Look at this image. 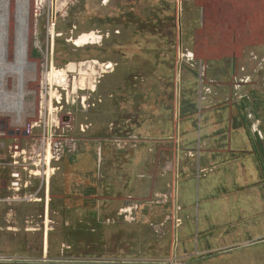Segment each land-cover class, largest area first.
I'll return each mask as SVG.
<instances>
[{"label":"rangeland","instance_id":"1","mask_svg":"<svg viewBox=\"0 0 264 264\" xmlns=\"http://www.w3.org/2000/svg\"><path fill=\"white\" fill-rule=\"evenodd\" d=\"M234 1L217 7L211 0H30L27 60L35 64L34 78L17 91L24 72L12 66L16 53L8 39L7 66L0 60V130L7 129L6 112L21 116L24 97L25 111L39 105L49 72V96L64 95L62 104L53 99L56 113L66 107L67 90H84L78 94L87 95L89 106L79 99L74 109L79 152L34 179L33 198L0 194V256L9 264L45 253L58 258L64 249L121 257L122 264H200L222 253L235 264H264V45L241 59L227 58L236 14L247 25L264 7ZM211 31L219 36L213 39ZM197 43L225 60L206 62ZM180 48L193 58L179 64ZM108 61L115 62V73L104 80L92 62ZM105 88L124 97L123 115L110 118L107 135L100 131L107 119L99 114ZM147 95L160 110L154 119L146 105L140 109ZM147 125L149 135H141ZM240 130L251 144L234 133ZM182 133L188 137L183 169ZM152 134L173 147L176 163L160 167L158 177L170 176V184L157 183L142 198L126 195L115 214L94 213L113 203L107 182L89 175L91 153L99 160L102 143L130 157ZM5 154L0 151V160ZM184 178L193 180L192 192H183Z\"/></svg>","mask_w":264,"mask_h":264},{"label":"crops","instance_id":"2","mask_svg":"<svg viewBox=\"0 0 264 264\" xmlns=\"http://www.w3.org/2000/svg\"><path fill=\"white\" fill-rule=\"evenodd\" d=\"M212 6L217 5V7H222L223 3L228 0H211ZM234 3L238 4H244L243 0H235ZM249 5L252 6H263L264 7V0H248ZM219 9V8H217ZM215 16L214 13H212V17ZM250 19V17H248ZM250 21L249 24H244L247 22V19L243 17L242 14H236L235 20L239 23L238 26L235 27L234 33L232 34L233 39V48L231 49V52L229 53L228 57H232V59H241L245 57L249 52H251L255 48H259L262 45H264V8L262 15L260 16V13H257ZM219 35L215 33V31H211V37L216 38ZM197 37V36H196ZM213 38V39H214ZM213 43V42H212ZM197 43L196 50L199 51V47L201 49V53L204 54V60L206 62H211V64H214L215 62L225 60L223 58L225 57H216L214 49H211V52L208 50H204L205 48L201 44V46ZM228 59V60H229ZM202 60V59H201ZM115 63V62H114ZM111 61L106 63H100L102 66V70L99 73V78H106L109 79V77L114 76L115 71V64ZM106 79V80H108ZM123 96L119 94H113L111 96V93H109V90L107 88L104 89V92L102 93V103L99 106L100 108V118L106 120V122H103V127H100V131L103 132V134H108V126L111 122L110 118L113 116V118L118 119V116L120 114L123 115V107L121 106V103L123 102ZM153 95H147V98L145 101L146 104H143L140 102V109L144 110V105H146L145 110L149 112L150 117L152 119L155 118L156 112L160 110H155L154 103L155 101L152 100ZM132 100L135 101L134 96H132ZM139 103V102H138ZM143 105V106H142ZM139 106L136 107L138 109ZM159 108V105H158ZM162 108L163 105H162ZM164 110V109H163ZM168 111V109H165ZM117 121V120H116ZM184 127V124L182 125V128ZM141 135H149V125L147 127H141L140 128ZM232 130V128H231ZM85 131V130H84ZM234 131V130H233ZM234 133H238L244 140V145L251 144V141L249 137L245 136L242 130L236 131ZM154 134V133H153ZM153 134L151 137L152 139H148V141L143 142L140 144L138 148L135 150H131L130 157H124L122 151H116L115 153H111L107 149H105L104 144L100 143V158L99 160L95 158L94 152L91 153L90 162L87 165L89 175L93 177V179L96 181V177L100 180V182H107V186L110 190L109 196L112 198L113 205L111 204V210L106 209L104 206L103 208L93 211L94 213H98L99 215H109L112 213H116L117 208L123 203V198L130 194L135 197H145L148 194V190L155 189L158 187L156 184L160 183L162 187H167L171 182L170 176H165V180H160L158 177H161V169L160 167L164 165H170L174 166L176 161L173 153V147L171 146V143L169 141H166L164 139L161 140H154ZM170 134V133H169ZM173 134V133H171ZM170 134V135H171ZM231 135L233 136V133L231 132ZM231 136V139L233 141V144L235 143L233 138ZM164 138V137H162ZM187 135H184L182 133V137L180 135V141L182 142V150L183 153L180 154L178 161L183 169L184 166L187 164ZM190 140H194V133L192 132L189 135ZM246 138V139H245ZM167 146V147H166ZM167 149V151H165ZM61 160V159H60ZM123 166V167H122ZM3 170L6 172V176H1L0 172V185L1 190L0 194L3 191L9 192L10 191L6 187V180L8 178L9 172L2 167H0V171ZM96 175V177H95ZM37 179V178H35ZM34 180V179H33ZM181 187L183 192L185 190L193 191L194 184L193 180H190L189 182H186V179L184 178L181 182ZM31 188V187H30ZM27 189L22 193H28L31 189ZM21 193V194H22ZM30 194V192H29ZM184 194V193H183ZM183 197V195H181ZM9 197V196H8ZM103 229H106V226L102 225ZM65 249L63 250V252ZM67 251V250H66ZM84 256H99L104 257L106 259H116V260H122L121 257H114V256H106V255H96V254H87ZM230 255H227V253L218 254L216 256H212L210 258H203L200 260V264H235L234 260L229 258ZM229 258V259H228ZM232 260V261H231ZM249 262V261H248ZM177 264V263H176ZM239 264H245L243 261Z\"/></svg>","mask_w":264,"mask_h":264},{"label":"built area","instance_id":"3","mask_svg":"<svg viewBox=\"0 0 264 264\" xmlns=\"http://www.w3.org/2000/svg\"><path fill=\"white\" fill-rule=\"evenodd\" d=\"M192 58V53L179 49V64ZM249 80V77L242 79L238 83L237 89ZM49 85V83H43L41 101L33 109L32 106H29L31 112L25 111L26 107H24L19 117L16 112H6L4 115L7 119L5 121L7 129L0 130V151L5 152L8 158L0 160V167L9 172L5 183L7 189L13 194H21L29 189L33 179L47 177L49 170H52L53 163L64 156H72L79 152V140L74 135V109L77 107L79 99L83 100L82 106L86 109L89 106L88 97L86 94L79 97L80 89L67 90L65 94L66 107L63 106L64 110L61 113H56L52 105L53 99L55 98L58 103L62 104L64 95L57 93L58 97L49 96L52 89ZM24 103L26 106L25 97ZM28 194L25 196L27 200L34 197L31 193ZM67 251H64L58 258H52L45 253L37 258L24 259L21 264H122V261L116 259L78 256ZM9 263L8 258L0 256V264Z\"/></svg>","mask_w":264,"mask_h":264},{"label":"bare ground","instance_id":"4","mask_svg":"<svg viewBox=\"0 0 264 264\" xmlns=\"http://www.w3.org/2000/svg\"><path fill=\"white\" fill-rule=\"evenodd\" d=\"M29 9L30 0H0V60H2L5 66H7V64L5 63V58L7 41L9 39L12 41L16 53V60L15 63L12 64V66L21 67L24 72V76L19 77L20 81L18 82L17 91L21 90L26 82L34 78L33 71L35 64L29 63L27 60L29 48L31 45L28 27ZM93 37V35L90 36L91 41L93 40ZM92 65H94L93 67L95 71H97V73L99 74L102 70V66L100 65V63L94 62L93 64L92 62ZM28 70L30 71L29 74L27 73ZM45 80L46 83H50V80H52L51 72L45 75ZM23 107H25V103H23Z\"/></svg>","mask_w":264,"mask_h":264}]
</instances>
